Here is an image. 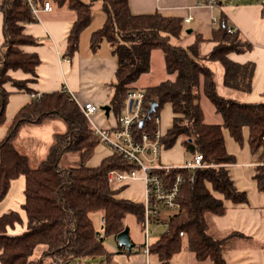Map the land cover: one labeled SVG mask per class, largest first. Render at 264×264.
<instances>
[{
  "label": "trees",
  "instance_id": "obj_1",
  "mask_svg": "<svg viewBox=\"0 0 264 264\" xmlns=\"http://www.w3.org/2000/svg\"><path fill=\"white\" fill-rule=\"evenodd\" d=\"M37 1L42 6L48 0ZM98 1L102 2L106 22L92 34L91 49L96 51L106 40L118 58L111 110L116 112L117 118L122 116L129 91L152 69V51L160 50L165 56L167 72L176 74V78L144 89L146 112L154 101L158 107L150 117L145 115L142 126L135 125L137 139L144 134L154 137L156 120L164 105L170 104L173 126L161 136L163 150H172L181 139L187 153L204 157L203 168L174 169L168 175L163 174L169 182L181 174L183 182L175 200L177 207L171 211L174 214L164 221L170 226V233L162 232L151 244L150 253L158 258L159 264H170L186 242L188 251L199 262L209 259L213 264H226L224 251L229 243L245 236L238 231L216 235L210 216L225 214L226 202L246 205L249 198L237 188L231 175L237 158L227 150L225 132L242 147L246 140L244 129L249 128V150L256 163L253 180L258 191L264 193V102L241 103L221 95L216 74L208 63L218 62L224 67L225 87L250 93L257 66L253 62L239 64L230 55H243L252 45L239 32L228 33L225 17L213 30V49L204 53L202 45L206 39L201 34L185 48L172 43V39H180L184 33L185 24L180 18H168L160 13L135 16L129 10L128 0H91V3L53 0L57 6L67 7L77 14L67 39V56L74 57L78 52L81 34L90 25L92 7ZM0 13L4 16V47L0 49L2 126L6 123V107L12 94L8 86L35 94L29 84L37 82L36 68L41 59L35 53L24 51L26 46L37 44L36 39L26 33V24L36 20L24 0H4L0 3ZM17 71L32 77L19 80L12 75ZM203 97L221 116V123H207L201 105ZM15 115L8 134L0 141V204L10 193L12 182L20 177L25 179V202L21 206L23 214L10 211L0 215V264H44L42 259H31L42 245L47 246L43 256L52 258L54 264H72L102 256L114 260L104 246V238H116L125 229V218L132 214L145 229L143 203L120 198L125 187L114 188L109 183L111 172H131L134 164L112 152L99 166H88L101 142L66 90L44 92ZM57 118L67 123L68 130L54 137L44 161L33 168L30 158L17 149L15 139L23 127ZM69 155L78 157V161L72 164ZM218 194L222 198L217 197ZM95 213L103 214V239L97 238L100 232L92 219ZM153 224H157L156 220ZM134 246L133 243L132 248ZM121 251L126 252L123 247ZM126 253L131 255V252Z\"/></svg>",
  "mask_w": 264,
  "mask_h": 264
},
{
  "label": "crops",
  "instance_id": "obj_2",
  "mask_svg": "<svg viewBox=\"0 0 264 264\" xmlns=\"http://www.w3.org/2000/svg\"><path fill=\"white\" fill-rule=\"evenodd\" d=\"M3 1L4 0H0V3ZM48 1L52 3V10L40 12L41 22L34 21L25 26L26 33L32 35L36 39L37 44L26 46L24 51L26 53H35L41 59V64L36 68L38 74L37 82L29 84V86L35 90V94H27L24 91L11 89L8 86L12 94L8 99L9 102L6 107V123L0 126V141L8 134V128L16 116L15 114L22 107L26 106L32 98H38L44 92L66 90L74 95L80 105H86L87 103L94 104V102H98L95 101L97 96L106 93H111L113 95L114 93L113 83L116 79L115 75L118 67V58L112 53V48L108 41L103 40L96 51L91 49L90 41L92 34L101 29L105 24L106 16L102 17V19H98L97 15L93 16L92 14L90 27H87L81 34L78 52L74 54V57H69L67 56V39L73 23L77 19V14L67 7L57 6L53 0ZM196 1L197 0H128V4L129 10L135 16L155 15L156 13H160L168 18L176 17L182 19L183 24H185L184 33L180 39H176V41L180 43V45H184L183 47L185 48L196 41V35L201 34L203 38L206 39V42L202 45V51L204 53H209L214 47L212 43V34L214 28H217L219 23H213V17H216L218 20L225 17V22L228 23L229 26L235 27L241 37L252 45L250 51L243 53V55L231 54L230 58L239 64L253 62L257 68L253 78L252 91L250 93H242L232 88L229 89L225 87L223 81L225 69L217 62L216 66L219 74L218 91L221 95L228 98L231 97L241 103L264 102V0H219V6L213 9V11L197 8ZM98 2L102 5L101 1ZM189 16L192 17V20L189 23H184V19ZM0 17V26L3 28V14L0 13ZM187 25L194 27L191 28V33H187ZM3 47L4 43L0 49ZM151 54L152 69L150 73L144 74L134 84V88L143 90L147 87L157 86L163 82L154 81L153 61L158 59V61L165 64L164 53L160 50H156L152 51ZM12 75L19 80H26L32 77L30 74L26 75L20 71L14 72ZM93 77L97 78L95 80L96 85L91 84L94 80ZM175 78L176 74H171L165 81H172ZM216 118L213 119L211 115V119H208L206 116V121L209 124L222 122L221 116L218 119ZM212 119L217 121H209ZM172 126L171 121L169 129H171ZM67 127V123L61 118L46 120L39 125H29L22 128L14 144H16L17 149L22 154L30 158L31 166L36 168L44 161L49 153L53 145L54 137L58 135V133L67 132ZM168 130L165 132L162 131V135H165ZM248 135L249 128L246 127L244 129V138H246L245 145L240 147L234 139L230 138L228 133L225 132L227 150L237 158V162L232 165L231 175L234 181H236L237 188L248 195V203L246 205H234L230 202H226L227 211L225 214L210 216L212 231L216 235L238 231L245 236L234 238V240L229 243L227 249L224 251L226 264H264V193L258 191L257 184L253 180L256 163L249 150ZM102 145L96 149L93 155L94 157L88 162V164L92 162L93 165L88 166L97 167L102 163L104 158L112 154L113 151L108 146ZM68 157L72 164L78 161V157L74 155H69ZM162 163L168 165L176 164L175 162L173 163L172 156L169 153H167L165 159L162 160ZM184 165L185 164H178L177 166ZM133 183L134 185L127 183L129 187L125 188L119 194V197L133 200L137 203H143L144 185L141 181ZM24 185V177H20L12 182L10 193L0 204V215L10 211H19L23 214L21 206L25 202ZM132 186H135L138 190L137 192L134 191L133 195L129 196V190ZM139 188H142V195L139 193ZM216 196L222 198L219 194ZM141 246H139L138 253L134 252L130 255L131 258L130 256L126 257L119 254L116 255L115 259L118 262L120 261V264H143L145 257L140 253ZM121 248L120 246V250ZM206 261H209V264L212 263L209 259L205 260V262ZM205 262L202 263L204 264Z\"/></svg>",
  "mask_w": 264,
  "mask_h": 264
},
{
  "label": "built area",
  "instance_id": "obj_3",
  "mask_svg": "<svg viewBox=\"0 0 264 264\" xmlns=\"http://www.w3.org/2000/svg\"><path fill=\"white\" fill-rule=\"evenodd\" d=\"M32 14L34 20L41 22V11H51L52 3L46 1L44 5L39 6L37 0H24ZM219 6V0H197L196 7L212 10ZM192 17H186L184 23H189ZM218 19L213 17L212 22L218 24ZM237 30L233 26H228V33L234 34ZM69 93V92H68ZM72 99L76 102L74 95L69 93ZM127 101L124 106L125 114L119 118L118 125L115 129L104 130L92 125L91 117L96 114L97 108L92 103L86 105H78L88 118L91 126L94 129L95 135L99 142L108 146L113 152L122 155L130 164H134L135 168L131 172L113 171L109 174V183L114 187L127 185L131 180L139 179L144 185V231L145 243L141 246L140 253L145 257L143 264H151L150 247L152 241L151 225L156 220L157 224L161 222L162 211H175L177 205L175 200L181 190L183 176L178 174L173 182H169L165 175L170 174L174 169H190L203 168L204 157L198 154L187 165L177 166L162 163L163 144L161 142L162 132L160 130L159 118L156 120L157 129L154 137L151 138L148 134L137 139L134 131L136 124H140L145 120L147 114L145 110V90L133 88L129 91ZM140 174V176H138ZM163 174H165L163 176ZM102 220V226L104 225ZM166 233H170V226ZM184 236V233L180 234ZM98 239H103V233L97 235Z\"/></svg>",
  "mask_w": 264,
  "mask_h": 264
},
{
  "label": "rangeland",
  "instance_id": "obj_4",
  "mask_svg": "<svg viewBox=\"0 0 264 264\" xmlns=\"http://www.w3.org/2000/svg\"><path fill=\"white\" fill-rule=\"evenodd\" d=\"M84 2L87 3H91V0H82ZM92 14L93 16L97 15L98 19H102V17L106 16V13L103 11L102 5L97 2L94 3L93 7H92ZM97 19V20H98ZM1 20V17H0ZM90 26H88L89 28ZM188 29L194 28L192 26L187 25ZM3 29L2 26H0V47L2 46V42H3ZM172 43L174 45L177 44V46H181L180 43H178L176 41V39L172 40ZM184 45H182L183 47ZM217 62L214 63H208V67H210L216 74V81H218L219 78V74H218V68L216 66ZM153 73L155 74V82H159V81H165L166 78L169 77V73L167 72L166 68H165V64L161 61H158V59H155V61H153ZM94 80L93 82H91V84L96 85L95 84V80L97 79L96 77H93ZM99 84V82H98ZM139 89V88H136ZM111 92V90H110ZM112 94H104V95H99L97 96V98H95V101L98 102H94V105L97 108V112L95 115H93L91 117V123L92 125H94L95 127L99 128V129H104V130H112L115 129V126H117L118 124V118L116 115V112H114L113 110H111L110 112V117L108 118L105 111L103 110V107L105 106H111V98ZM98 99V100H97ZM201 105L203 110H205L206 116L208 117V119H211V115L214 118L218 119L220 116L215 112L212 104L210 103V101L206 98L203 97L201 100ZM161 116L159 118V127L161 132H165L166 130L169 129L170 127V123L172 121V111L170 108L169 104L164 105V107L161 110ZM123 114H125V112H123ZM209 120L211 122L213 121H217V120ZM6 136V135H5ZM103 143H101L102 145ZM104 146V144L102 145ZM167 153L171 154L172 159H173V163L175 162L176 164L174 165H178V164H187L188 162H191L193 160L194 155L190 154V153H186L182 147V140H180L176 146L173 148V150H162V160L165 159ZM88 165H93L92 162H90ZM172 165V166H174ZM138 176H140V174H138ZM136 181H140L139 179L136 180H131L129 182L130 185H134L133 182ZM125 188L129 187L127 185L123 186ZM138 189L135 188V186H132L131 189L129 190V196L133 195V192H137ZM144 190V189H143ZM142 188H139V193L142 195ZM162 218H161V222L159 224H152L151 225V237H150V241L155 242V240H157L158 236L161 235L162 232L167 231L168 229V225L167 223H165L164 221L168 220L169 217L171 215L174 214V212L168 211V210H163L162 211ZM92 219L94 221V226L95 228L100 232L103 233V237H104V233H105V229L102 226V220H103V214L102 213H95L92 214ZM124 226L125 228H129L130 230V238H131V242H133L135 244V246L132 248L131 254H133L134 252L138 253L139 252V246L143 245L145 243V231L144 228L142 227L141 223L138 221V219L136 218L135 215H128L125 220H124ZM104 246L106 248V250L108 251L109 254H111L112 258L116 257V255H124L126 257H129L130 255H128L126 252V249L124 253H122V251L120 250V246L119 243L117 242L116 238L113 236H106L103 240ZM47 246H39L35 253L32 255L31 259L34 260H44V264H54L52 258H50L49 256H43V252L46 250ZM122 249V248H121ZM114 255V256H113ZM151 256V264H159L158 262V258L154 255H150ZM131 258V256H130ZM132 260V259H131ZM139 260V259H138ZM209 261H206L204 264H209ZM72 264H120V261L118 262L115 258L114 260L111 261L110 258H108L107 256H102V257H95V258H88V259H84L81 261H75V263ZM170 264H203L202 262H199L192 253H190L188 251L187 248V243L184 242L183 248L182 250L176 254V256L173 258V260L170 262ZM212 264V263H210Z\"/></svg>",
  "mask_w": 264,
  "mask_h": 264
},
{
  "label": "water",
  "instance_id": "obj_5",
  "mask_svg": "<svg viewBox=\"0 0 264 264\" xmlns=\"http://www.w3.org/2000/svg\"><path fill=\"white\" fill-rule=\"evenodd\" d=\"M192 30L188 29L187 33H191ZM158 107V103L156 101H154L152 103V105L150 106V108L148 109V113L146 115V118L150 117L152 113L155 112V110ZM103 110L105 111L106 115L109 117L110 116V111H111V107L110 106H105L103 107ZM144 123V121L140 122V125L142 126ZM117 242H119V245L121 247H124L126 249L127 252H131L132 251V246L133 243L131 242V238H130V230L129 228H125L123 231H121L120 233H118L117 237H116Z\"/></svg>",
  "mask_w": 264,
  "mask_h": 264
}]
</instances>
